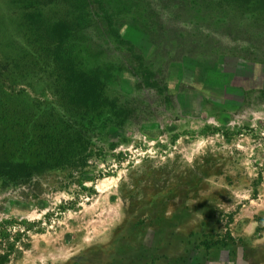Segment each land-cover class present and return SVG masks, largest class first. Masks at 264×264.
Masks as SVG:
<instances>
[{
	"label": "rangeland",
	"instance_id": "obj_1",
	"mask_svg": "<svg viewBox=\"0 0 264 264\" xmlns=\"http://www.w3.org/2000/svg\"><path fill=\"white\" fill-rule=\"evenodd\" d=\"M243 3L0 0V83L71 125L47 164L0 132V160L43 162L0 175V264H264V12ZM61 22L88 26L65 48L100 80L90 115L57 91Z\"/></svg>",
	"mask_w": 264,
	"mask_h": 264
},
{
	"label": "trees",
	"instance_id": "obj_2",
	"mask_svg": "<svg viewBox=\"0 0 264 264\" xmlns=\"http://www.w3.org/2000/svg\"><path fill=\"white\" fill-rule=\"evenodd\" d=\"M243 4L251 5L253 11L260 10L264 12V0H244ZM41 16V14L38 16L29 14L28 16L30 29L38 37H40L42 25H38L39 22H36V19L41 18ZM261 16H264V14H261ZM87 28V24L76 27L75 24L71 25L66 22L46 28L53 37L52 39L50 37L48 48L51 57H53L54 65L57 67V91L62 94L63 99L68 100L67 106L71 111L84 114L83 116L98 112L101 108L103 96L99 90L98 81L100 80L97 78L89 79L86 73L80 71L71 57L70 48L65 47L73 34ZM12 99H14L13 94L7 93L0 83V132L7 133L9 131L13 133L19 139L22 151L30 148L31 144L38 147L39 153L37 155L40 159L44 157V163L46 164L50 159L61 161V155L69 154L71 145L64 139L66 138L65 135L69 136V126L71 125L67 124L65 127L62 125V121L61 123H55L53 119H45L41 111L34 114L33 110L15 107ZM78 131L79 134H82L81 129H78ZM8 145L7 141L3 143L2 148L5 152H7ZM12 155L9 159L5 157V159L0 160V175L23 177L26 170L29 168L37 170L43 163L37 161L38 163L29 164L25 157L16 158L13 155L11 158ZM58 155L61 158L57 159Z\"/></svg>",
	"mask_w": 264,
	"mask_h": 264
}]
</instances>
